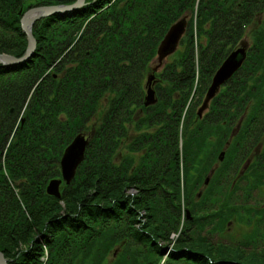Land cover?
Returning <instances> with one entry per match:
<instances>
[{
	"label": "trees",
	"instance_id": "16d2710c",
	"mask_svg": "<svg viewBox=\"0 0 264 264\" xmlns=\"http://www.w3.org/2000/svg\"><path fill=\"white\" fill-rule=\"evenodd\" d=\"M33 6L0 0V53H25L21 18ZM263 12L264 0H86L38 20L31 58L0 63V250L9 264H264V254L201 234L213 223L210 231H224L233 218L259 223L264 204L229 203L237 189L229 184L220 208L200 215L211 189L197 194L212 170L211 187L240 157L248 161L242 178L263 182L264 22L255 28ZM188 13L179 48L154 72L157 102L146 106L158 46ZM248 26L244 63L200 116L215 72ZM6 108L15 121L24 109L10 142L15 126L3 120ZM88 129L75 178L60 197L48 194L66 146ZM159 207L170 217L158 220ZM257 223L253 240L261 236ZM129 239L143 251L127 248ZM116 245L124 248L111 262Z\"/></svg>",
	"mask_w": 264,
	"mask_h": 264
},
{
	"label": "rangeland",
	"instance_id": "374dc122",
	"mask_svg": "<svg viewBox=\"0 0 264 264\" xmlns=\"http://www.w3.org/2000/svg\"><path fill=\"white\" fill-rule=\"evenodd\" d=\"M41 1L42 0H26V5L32 4V5H36L37 6V5H39V3ZM197 3H199V0H197ZM182 17H186L187 18V23H188V19L190 17V13H188V15L185 14V15L181 16L179 19H181ZM258 18H259V22H255V28H258V27L263 25L264 12L261 13L260 17H258ZM261 19H262V21H261ZM249 29H250V26H248L247 33L241 38V40L237 43V45L234 47V49L239 47V46H245L246 49H248V50L250 49V47L252 46V43H253V39H252V36L248 34L249 33ZM0 33L3 34V32H1V31H0ZM2 37H7V38H2ZM2 37L1 38L4 39L5 41H7L9 39V36L7 34H4ZM206 41H207V39L205 37H203L202 38V42L206 43ZM84 43H85V41H84ZM178 48H179V46H178ZM3 53H6V52H3ZM174 53H171L169 56L166 57V59L164 60V64H163V66L160 69H162L165 66V64H167V62L172 60L171 56ZM196 53H197L196 55L198 56V48H196ZM156 58H157V55L154 57V60H156ZM153 61H152V63H153ZM146 81H147V79H146ZM145 86H146V94H145V98H144V103H145L146 95H147L146 82H145ZM34 89H35V86H33L32 91ZM205 98H204V100H205ZM82 99L83 98L81 97V99L80 100L78 99V101H81ZM208 103H209V100H207L205 104L199 105V107L197 108V111H199V109H201V110H203L202 113L204 114L208 110ZM150 105H152V104H150ZM11 109L13 110V107ZM23 112H24V109H22L20 111V113H18V115H16L17 119L15 121V118L13 117L14 115L9 116L10 114L7 113V108H6V113H5L4 117H3V120H6L7 117H10L7 125L10 126V123H13V126H15V128L12 131H10L11 136H10L9 142L14 136L16 127L20 124L21 120L23 119V117H22L23 116ZM263 119H264V116L262 117V120ZM7 128H8V126H7ZM80 133L85 134L86 138L91 140V133H92L91 129H88V130L80 132ZM80 133H78V134H80ZM260 146H257L255 148H253L252 151H251V154L254 155V153L257 150H259ZM87 148H88V146H87ZM63 154H64V152H63ZM63 154H62V156H63ZM85 158H86V154H85ZM85 158H84V160H85ZM247 163H248V161H245V160L242 161L241 157L238 158L236 163L233 165V167H231L226 172V174L223 177V179L220 182V184H218V183L217 184H213V187H211V180H209L208 184H205L204 182L201 183L202 181L200 182V184H199V186L197 188V194H199L200 196H202L204 193H206L209 188L211 189V192L209 193V196L207 198V203L201 209L200 215H204L206 213L213 212L214 210L220 208V206L226 200L227 193L230 194L231 191H232V189H231V191H229L230 192L229 193L226 190L229 184L231 185L232 188H235V187L237 188L236 191H235L236 194H233V200L229 201V203L230 202H235V203H237L239 205H246L247 203H249V205H251V207H253V208L259 207L260 205L264 204V178H263L262 184H260L257 187V185L253 186V183L248 182L246 179H243L242 176H241V174L244 172L245 168L248 166ZM60 168H61V159H60ZM213 172H214V170H212V173ZM212 173H210V174H212ZM204 178H205V175H204ZM238 184L240 186L237 187ZM191 185H192V183H191ZM62 186H63V184H62ZM62 186H61V190H62ZM128 193H130L131 195H136V193H138V189L135 188V187H131V188L128 189ZM160 198H162V197H160ZM158 209H159L158 210L159 213L157 212L155 214V216L157 217L158 220H163V219L165 220V218L170 217V216L166 215V211H163V209L161 207H159ZM241 215H245V212L241 211ZM256 223H257L256 219H253L251 221H249L248 219H246V221L245 220L241 221L239 219H234L233 218L228 223V226H227L226 230H224V231L220 230V231H216V232L215 231H210V228L214 225V223H213L212 225H206L204 230L201 232V234L203 236H206L212 242H215V243H219L220 242V243H225V244H228V245H242L248 251L251 250V251H256V252H258L260 254H264V218H262L261 222L259 221V223H257L261 236H259L258 238H255V240L250 238L254 234V231L256 229ZM184 226H185V224L183 223V220H182V223L180 224V229H184ZM178 236H179V234H177V233H172L171 234V238H172L173 241H175ZM246 240H250V242L245 243ZM124 243H125L124 245L127 246V248H131L132 250L139 249L140 251H143V246L139 245V244H136L131 239L126 240ZM123 248H124V246H119V245L114 246L112 248V251L110 252V255L108 256V260L113 262V260L123 251ZM161 264H177V263L173 262V261H169L168 262L164 258L162 260Z\"/></svg>",
	"mask_w": 264,
	"mask_h": 264
},
{
	"label": "water",
	"instance_id": "95a60500",
	"mask_svg": "<svg viewBox=\"0 0 264 264\" xmlns=\"http://www.w3.org/2000/svg\"><path fill=\"white\" fill-rule=\"evenodd\" d=\"M85 5V0H77L73 4L63 5H40L34 6L28 9L21 18L22 28L27 34L28 46L25 53L21 57L9 53H0V63L3 64H17L25 62L31 58L35 52L37 41L33 35V25L44 17L52 14L60 13L66 14L67 12ZM187 18L182 17L175 23H173L162 39L158 46L157 58L152 64L153 73L148 76L147 81V95L145 105L148 106L157 101L156 91L153 88V80L155 77L154 72L159 70L164 60L171 53H174L187 30ZM246 58V48L239 47L235 49L221 64L216 71L211 86L208 90L207 100L213 98L219 87L226 82L232 75L239 69ZM201 114V111L199 112ZM90 143V139L86 138L85 134L80 133L76 135L73 141L66 147L64 154L61 158V172L62 177L53 178L47 185V192L51 195L61 196V184L65 181L67 184L71 183L74 179L79 165L83 162L87 150V146ZM225 152L222 151L220 159L224 158ZM209 178L206 182L208 183ZM8 259L4 256V253L0 251V264H8Z\"/></svg>",
	"mask_w": 264,
	"mask_h": 264
}]
</instances>
